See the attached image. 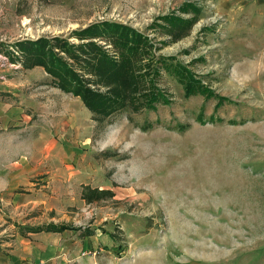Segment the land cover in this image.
<instances>
[{
	"label": "rangeland",
	"instance_id": "1",
	"mask_svg": "<svg viewBox=\"0 0 264 264\" xmlns=\"http://www.w3.org/2000/svg\"><path fill=\"white\" fill-rule=\"evenodd\" d=\"M165 15L196 21L173 39ZM105 21L137 29L179 67L139 81L167 102L149 106L138 91L100 119L42 66L3 94L21 115L11 144L25 151L14 159L27 163L16 193L28 217L69 226L53 264H264V0H0L3 67L21 55L7 44L83 43L74 31ZM13 209L0 203L6 218Z\"/></svg>",
	"mask_w": 264,
	"mask_h": 264
},
{
	"label": "trees",
	"instance_id": "2",
	"mask_svg": "<svg viewBox=\"0 0 264 264\" xmlns=\"http://www.w3.org/2000/svg\"><path fill=\"white\" fill-rule=\"evenodd\" d=\"M184 8L201 11L196 3H186ZM166 24L170 26L168 33L173 39H177L179 33L191 27L196 21L195 18H182L165 15ZM74 34L83 43H73L70 37H40L37 39H21L15 44L21 52V61L25 68L31 69L39 65L53 77L54 83L62 90L79 96L85 105L93 112H97L100 119L105 118L113 108L122 100L137 99V92L141 96H148L149 106H154L158 100L167 102V96H159L157 93L149 95L146 86H141L139 81L145 73L154 72L160 75V69L169 67L173 72L170 59L167 56L158 54L154 45L149 43L148 37L124 23L105 21L93 23L89 27L76 30ZM105 40L115 48L110 53L109 47L102 45L99 41ZM144 70V72H143ZM184 76L185 74L179 73ZM187 94L196 92L197 81L192 74L187 75ZM107 93L102 88L106 87ZM209 94L214 92L205 88ZM216 95V94H214ZM151 96V98H150ZM128 97V98H127ZM161 97V98H160ZM222 99V98H221ZM150 102V103H149ZM69 226L41 225L33 230L65 231ZM24 228V227H23Z\"/></svg>",
	"mask_w": 264,
	"mask_h": 264
},
{
	"label": "crops",
	"instance_id": "3",
	"mask_svg": "<svg viewBox=\"0 0 264 264\" xmlns=\"http://www.w3.org/2000/svg\"><path fill=\"white\" fill-rule=\"evenodd\" d=\"M16 43L13 42L7 46L18 48ZM19 57L13 54L12 62L17 63H13L16 65L15 69L0 65V203L14 205V209L8 215L9 219L4 217L0 211V226L4 227V231L10 236H0V264H53V260L58 259L59 256L63 258V253L67 250L66 242L63 241L66 232L33 230L35 225L33 218L28 217L30 207H27V199L16 193V188L27 182L29 174L27 173V163L24 161L16 163L14 159L15 153L20 155L25 151L19 149V152H15L11 144L14 132L12 131L14 129L11 130V128L13 125H17V130H21L19 127L21 115L16 114L15 120H13L9 114L10 106L4 100L3 94L12 85L17 86L19 73L29 70L24 67ZM37 66L39 65L32 67L31 70ZM17 203L23 207L18 206Z\"/></svg>",
	"mask_w": 264,
	"mask_h": 264
},
{
	"label": "built area",
	"instance_id": "4",
	"mask_svg": "<svg viewBox=\"0 0 264 264\" xmlns=\"http://www.w3.org/2000/svg\"><path fill=\"white\" fill-rule=\"evenodd\" d=\"M8 57L7 56H5V55H1L0 54V61H1V66L3 67V66H5V65H7V63H8Z\"/></svg>",
	"mask_w": 264,
	"mask_h": 264
}]
</instances>
